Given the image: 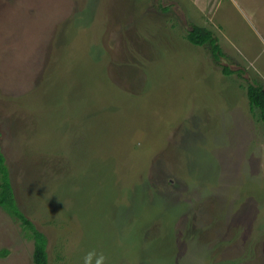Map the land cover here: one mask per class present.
I'll use <instances>...</instances> for the list:
<instances>
[{
	"label": "rangeland",
	"instance_id": "374dc122",
	"mask_svg": "<svg viewBox=\"0 0 264 264\" xmlns=\"http://www.w3.org/2000/svg\"><path fill=\"white\" fill-rule=\"evenodd\" d=\"M248 82L264 86V0H0V151L48 263L264 264ZM32 252L0 207V264Z\"/></svg>",
	"mask_w": 264,
	"mask_h": 264
},
{
	"label": "trees",
	"instance_id": "16d2710c",
	"mask_svg": "<svg viewBox=\"0 0 264 264\" xmlns=\"http://www.w3.org/2000/svg\"><path fill=\"white\" fill-rule=\"evenodd\" d=\"M186 39L198 46L208 45L209 51L216 61L223 55L217 38L212 31L206 27L192 25L185 35ZM224 74L231 73L227 67H222ZM246 96L250 110H259V120L264 123V86L259 83L248 82ZM0 207L7 211L21 225L30 231L33 240L32 261L34 264H49L47 254V238L43 232L38 230L30 219L20 210L17 204L14 188L12 186L9 168L5 157L0 151Z\"/></svg>",
	"mask_w": 264,
	"mask_h": 264
}]
</instances>
